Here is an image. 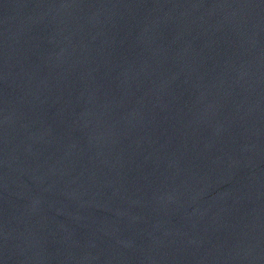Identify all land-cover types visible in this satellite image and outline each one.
Returning <instances> with one entry per match:
<instances>
[{
    "label": "water",
    "instance_id": "water-1",
    "mask_svg": "<svg viewBox=\"0 0 264 264\" xmlns=\"http://www.w3.org/2000/svg\"><path fill=\"white\" fill-rule=\"evenodd\" d=\"M0 264H264V0H0Z\"/></svg>",
    "mask_w": 264,
    "mask_h": 264
}]
</instances>
